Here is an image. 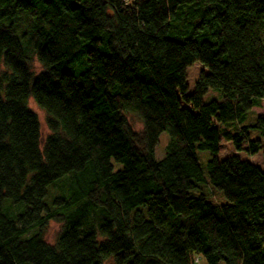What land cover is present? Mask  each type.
Listing matches in <instances>:
<instances>
[{"label": "trees", "instance_id": "trees-1", "mask_svg": "<svg viewBox=\"0 0 264 264\" xmlns=\"http://www.w3.org/2000/svg\"><path fill=\"white\" fill-rule=\"evenodd\" d=\"M263 33L264 0H0V264H264V166L197 156L223 130L264 159V108L242 124L264 102Z\"/></svg>", "mask_w": 264, "mask_h": 264}, {"label": "rangeland", "instance_id": "rangeland-1", "mask_svg": "<svg viewBox=\"0 0 264 264\" xmlns=\"http://www.w3.org/2000/svg\"><path fill=\"white\" fill-rule=\"evenodd\" d=\"M185 14H183V16H186L187 14V10H184ZM179 22V20L177 21ZM263 41H264V33H263ZM22 44L24 45V42H22ZM0 67L3 68L2 64L0 65ZM31 68L34 71V73H37L41 70L39 64L37 63V61L35 59H33V61L31 62ZM201 70H205V68L199 63V62H194L192 63V65L188 66L185 70V76H186V84L188 87L187 92L191 93L194 90L195 87V83L199 77L200 71ZM204 103H209L212 100H216V101H220L221 100V94L219 91L217 90H213V89H209L203 96L202 98ZM28 106L31 110H33L36 115L37 118L39 120L40 123V136H41V140H40V147L42 146V141L44 139V137L47 135L48 130L45 124V113L43 110H41L40 108L37 107V105L35 104L33 98H29L28 100ZM264 108V102L262 104V108H255L253 109V111L248 113L247 116V120L245 122H243L242 124H252L255 121V114L260 113ZM125 116V119L128 123V125L130 126V128L135 131V132H140L142 129V124L140 119L133 113H129L126 112L123 114ZM223 126H220V128L222 129ZM252 137H255L257 135V133L254 132H250ZM169 142V136L166 132H163L160 134L159 138H158V143L156 144L155 148H154V157L156 160H161L164 157L165 154V147ZM246 144L242 143V147H244ZM197 156L199 159V164H200V168L202 171H205V162L210 159L212 156L215 157L218 160H222L225 159L227 157H232L235 156L237 158H239L240 160H247L249 162H251L252 164L258 166V167H263L264 166V159L262 157V153L261 151H259L258 153L254 154V155H250L248 154V152L244 149L238 150L235 145L233 144L232 140L230 138H228L223 130H220V143H219V148L217 153H215L214 155L210 154L208 151H197ZM113 167L114 169H118L121 167V165L119 163H116L114 161H112ZM64 179V177L62 178ZM53 186L54 183L49 185L47 188V193L46 196L44 198L46 203H50V201L52 200V198L57 195L58 193H55V191L57 190V187H54L53 190ZM201 189L203 191H201L202 193H205L206 197L209 200L218 202V203H223L225 202L223 195L216 191V190H212L209 185L207 184H201ZM192 195L197 194V191H191ZM61 228V224L55 221H50L47 225V228L44 232V239L48 244H53L55 241V238L57 236V233L59 232ZM198 258V262L195 264H207L205 259L200 256L197 255L196 256ZM104 264H113L111 259H107Z\"/></svg>", "mask_w": 264, "mask_h": 264}, {"label": "built area", "instance_id": "built-area-1", "mask_svg": "<svg viewBox=\"0 0 264 264\" xmlns=\"http://www.w3.org/2000/svg\"><path fill=\"white\" fill-rule=\"evenodd\" d=\"M194 262L197 263L198 262V259H195Z\"/></svg>", "mask_w": 264, "mask_h": 264}, {"label": "bare ground", "instance_id": "bare-ground-1", "mask_svg": "<svg viewBox=\"0 0 264 264\" xmlns=\"http://www.w3.org/2000/svg\"><path fill=\"white\" fill-rule=\"evenodd\" d=\"M195 259H198V258H197V257H195V258H194V260H195Z\"/></svg>", "mask_w": 264, "mask_h": 264}]
</instances>
